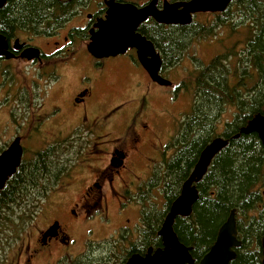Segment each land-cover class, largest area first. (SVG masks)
I'll return each mask as SVG.
<instances>
[{
	"label": "flooded vegetation",
	"instance_id": "1",
	"mask_svg": "<svg viewBox=\"0 0 264 264\" xmlns=\"http://www.w3.org/2000/svg\"><path fill=\"white\" fill-rule=\"evenodd\" d=\"M88 1H85L86 4L76 10L74 16L78 20L84 18V25L66 27L67 23L74 18L72 17L70 21L55 29L51 28L40 36H32L16 29L8 35L0 33L5 37L8 46L7 52L12 56L10 58L0 56V108L3 107L8 111L9 121H14L16 125L14 127L21 128V125H25L30 131L39 122H48L52 127L50 132L52 140L61 142L52 145L53 148H63L68 143L83 140L84 136L81 132L91 134L88 141L96 138L105 139V147L108 146V149L104 152L108 158L104 167L97 166L92 169L89 176L80 175L76 178V174L70 172V166L64 169L62 174L49 177V184L46 185L48 190L44 195L24 201L31 206L30 210L21 209V207L15 209V212L20 213L18 216L13 217L15 222L8 225V230L18 229L19 233L13 234L10 231L9 238L4 241L0 236V264H102L104 261H109V258L105 255L110 248L115 249L117 254H123L119 264H124L133 254L144 255L150 248L148 247L146 252H134L135 240L143 238L142 236L145 235L144 230L146 227L142 223V217L146 210L133 204L130 193L135 190V192H141L142 194L150 180H155L158 176L160 179L156 184L163 191L161 177L164 175V168L176 155L175 147H171L173 141H171V136L166 141L165 134L168 130L166 118L162 117V114L160 116L159 113H152L150 102H164L169 98L172 99L170 95H168V98L166 97L165 91H174L177 94L178 91H185L186 89L183 83L182 85H175L171 81L172 85L166 87L152 81L147 71L140 64L135 49H129L125 54L116 57L94 58L87 50V45L90 42L89 31L94 28L98 19L105 18L107 7L104 0H100L95 5L97 10L93 14L84 13ZM150 1L143 4H134L137 7H143ZM165 1L175 3L189 0H159V9H163ZM11 2H16V0H7L6 4L0 8V12L6 9ZM233 3L234 1L231 5ZM211 15L218 16L222 14L215 13ZM196 16H194V19ZM151 21L152 19H149L143 23L138 32L140 33L142 26L145 27ZM35 38L40 40L38 44L34 42L36 41ZM79 47L86 49L99 70L90 75L87 74L90 71L85 69V72L79 76L73 90L68 93L65 99L63 98L65 94H62L61 104L53 105L51 111L46 114L43 112V105L39 104L38 108L42 109L39 112L36 100L50 95L54 84L59 82L58 71L63 66L71 69L76 66V63L72 62ZM154 47L163 61L160 76L166 78L163 73L165 69L164 53L155 44ZM31 48L39 49V59L29 61L23 57L25 51ZM129 53L131 54V63L116 62L118 58L127 56ZM110 61L118 64L105 66ZM21 64L33 66L35 69L24 74L25 76L11 71L14 66H20ZM110 70L131 71L135 81H133L130 93L124 95L119 104L115 102L114 106H111L112 103L107 102L95 103L97 86L105 73ZM52 80L51 85L48 82ZM169 102L173 101L169 100ZM173 106L175 107V105ZM35 108L38 113L35 116L25 118L22 123L19 119L17 121L16 118H13V110L33 111ZM118 112L120 113L117 115ZM248 122L245 126L248 125ZM67 123H69V126L64 128L63 126ZM172 128L179 132L180 124L177 128L175 125ZM20 130L19 132L16 131L20 133ZM224 131L225 129L222 128V131L215 138L222 137L230 143V141L236 140L234 136L239 134L228 137L224 134ZM17 137L21 138L23 147V142L29 135L20 134L15 138ZM10 145L11 143L3 148L0 155ZM25 150L23 147L22 162L25 160ZM168 150L172 152L174 150V154L169 156L167 154ZM200 183L196 185L197 189ZM77 184H80V189L75 187ZM117 187L122 191L120 194ZM153 188L154 186H151V189ZM151 189L149 190L151 191ZM108 194L116 201L115 218L120 224L110 234V237L113 238L110 246H103V244L97 246L94 244V240V242L89 240L96 234L107 232L106 230L110 227ZM24 202L20 201L19 203ZM0 203L3 202L0 201ZM135 208L138 210L139 219L136 222L137 226H132L130 216H132L131 214L137 215L134 212ZM27 211L30 212L28 214L30 220L22 223L20 214L22 212L27 213ZM41 218L44 220L39 223Z\"/></svg>",
	"mask_w": 264,
	"mask_h": 264
},
{
	"label": "trees",
	"instance_id": "2",
	"mask_svg": "<svg viewBox=\"0 0 264 264\" xmlns=\"http://www.w3.org/2000/svg\"><path fill=\"white\" fill-rule=\"evenodd\" d=\"M85 1L88 0H16L0 12V33L8 35L16 29L32 36L44 35L47 30L70 21L76 10L86 4ZM217 17L218 22L204 29L203 34L216 39L214 31L221 27L227 35L230 33L229 36L235 37L238 34L242 40L225 47V52L215 56L192 76L193 109L181 122L178 135L171 142L176 155L166 165L161 177L167 209L163 212L156 209L144 211L145 235L133 245L135 253L146 252L148 247H162L158 232L168 209L211 140L222 128L228 137L236 135L254 115L264 112V0H235L224 14ZM191 29V25L162 26L152 20L142 26L140 33L163 51L164 67L168 68L179 61L186 42L195 36L190 33ZM228 111L232 121L224 118ZM55 149L50 146L37 153L33 160H24L1 191L0 236L3 241L9 238L10 231L19 233L18 229L8 230V225L15 222L13 217L19 215L15 209H30L31 206L24 201L44 195L49 177L58 176L66 169ZM198 189L199 199L192 215L178 217L174 224L175 233L191 248L196 263L214 244L220 227L232 210H236L238 239L242 246L236 249L237 257L230 264H262L264 146L258 135L241 134L238 139L230 141L228 147L215 157ZM20 216L22 223L26 222L28 212H22ZM107 255L109 261L102 264H119L123 256L113 248Z\"/></svg>",
	"mask_w": 264,
	"mask_h": 264
},
{
	"label": "rangeland",
	"instance_id": "3",
	"mask_svg": "<svg viewBox=\"0 0 264 264\" xmlns=\"http://www.w3.org/2000/svg\"><path fill=\"white\" fill-rule=\"evenodd\" d=\"M100 0H89L88 4L86 5L84 9V13H94L97 9L95 8V5ZM149 0H131V2L134 4H143ZM223 14V13H222ZM221 16V15H219ZM235 18L239 20L238 15H235ZM218 22V17L216 18V15L211 14H198L195 19L193 25H191L192 29L190 33L195 34V36H192L191 39H189L180 55L179 61L172 67L165 68L163 73L167 80L169 79L170 82L173 81L175 85H182L185 87V91H178L177 94H175L174 91H165L166 97L168 98V95L171 96L172 99L169 98V100L173 102H169V100L163 101H151L150 102V111L152 113L156 112L159 113L160 116L162 114V117L164 116L166 118V125H168V130L165 134L166 141H168L169 137L171 136V141L175 139L177 136V133L172 126L175 125L177 128L178 124H181V122L186 118L188 114L191 113L193 109L194 99H195V91L194 88L192 89L193 84V78L192 76L194 73L196 74V71L202 67L207 65L211 60L217 56L220 53L225 52L227 48L234 42L241 41L242 37L238 34H236L235 37L227 35L223 28H216L214 33L216 35V39L212 36L210 37L207 34H203L202 32L204 29H208L210 25L213 23ZM85 21L80 18H73L69 23H67L66 27H73L76 25H84ZM69 29V28H67ZM201 31V32H200ZM198 33H200L198 35ZM35 43H39L40 40L38 38H35ZM237 41V42H238ZM242 45H240V48ZM76 57L73 59V62L69 60L72 63H76V66L71 69L67 66H63L60 71H58V75L60 76L59 82L54 84L50 95L48 97H41L36 100L37 108L38 105L42 104L44 110L43 112L46 114L51 111L52 106L56 104H61V96L64 93L65 95L63 98L65 99L70 93L74 86L77 83V80L79 76L85 72L86 70H89L90 73L87 74H94V72H97L99 69L97 66H95L93 60L90 58L89 54L87 53L86 49L84 47H79L76 53ZM130 53L127 56L120 57L116 60V62L120 63H127L130 62ZM132 62V61H131ZM130 62V63H131ZM111 64H118L113 62H107L105 66H110ZM106 68V67H105ZM35 67L21 64L20 66H14L11 71L16 72V74H21V76H25L24 74H27L28 72L34 71ZM39 70V69H38ZM113 70V69H112ZM90 77V76H89ZM165 78V79H166ZM133 81H135V78H133L131 71H109L105 73L103 78L100 80L99 85L97 86L96 93V101L95 103H101V102H107L111 104V106H114L115 102L117 104L120 103L121 99L124 95H127L130 93L131 86L133 84ZM52 81H49L48 83L52 85ZM172 83V82H171ZM40 92V87H39ZM170 105V106H169ZM175 105V107L173 106ZM39 112H41L40 108ZM38 111L36 110H13V118L18 119L20 122H24V119L27 117L35 116ZM120 112L117 113V115ZM116 114V113H115ZM225 120L232 121V115L231 113L225 112L224 115ZM37 122V121H36ZM172 124V126H171ZM16 126L14 124V121H9V113L6 111L3 107L0 108V152L5 148L8 144L12 143L14 141V138L16 136L28 134L29 137L24 140L23 147L25 150V160L31 161L35 158V155L39 153L40 151L61 143L56 142L52 140L50 132H51V125L47 122H39L38 125L33 126L32 129L29 131V129L25 125H21V128L14 127ZM69 126V123L65 124L63 127L66 128ZM20 130V133L19 132ZM18 132H17V131ZM115 133V132H114ZM112 133V134H114ZM81 134L84 136L83 140L80 141H74L72 143H68L63 148H56L55 154L61 155V158L63 159L66 168L71 166V171L73 172L76 178H78L80 175L87 177L90 175V172L95 167H104L106 164L107 156L104 153L106 149H108V146L105 147V139L103 138H96L95 140L88 141V139L91 138V134H88L86 132H81ZM173 146V143H172ZM171 146V147H172ZM169 156L174 154V150L169 151L167 153ZM167 155V156H168ZM80 164V165H79ZM73 167V168H72ZM64 168V167H62ZM165 169V168H164ZM160 178L159 176L156 178ZM154 180H150V182L146 185L145 191L141 194V192H135L133 190L130 193V199L133 201L134 205H139L140 209L144 210H150V209H156L161 210L158 212H163L167 209L165 205V199H164V192L160 189L159 185L156 184ZM151 186H154L153 189H151ZM76 188H81L80 184L75 185ZM151 189V191L149 190ZM117 191L119 194L122 192L118 187ZM109 200V212L111 217L110 227L107 229V232H102V234H96L91 238L89 241H93L94 244L97 246H100V244H103V246H108L110 243L113 242V238L110 237V234L114 230L116 226H118L120 223H118V220L115 218V212H116V201L113 200L110 195L108 194ZM129 200V203L131 202ZM143 201V204H142ZM125 204V203H124ZM125 207V206H123ZM136 207V206H135ZM138 208V207H137ZM137 208H135L134 212L137 215L131 214V225L137 226L136 222H138L139 213ZM30 210L28 207L21 208ZM28 214H30L29 211H27ZM18 214L20 212H17ZM141 217V216H140ZM30 218H28L26 221H29ZM44 219H39V223L42 222ZM10 221V220H9ZM4 226L5 223H3ZM135 228V227H134ZM137 237V236H135ZM138 238L135 240V243L139 241ZM138 244V243H137ZM135 244V245H137ZM99 256V255H96ZM105 257H108L106 254ZM95 260V259H94Z\"/></svg>",
	"mask_w": 264,
	"mask_h": 264
},
{
	"label": "water",
	"instance_id": "4",
	"mask_svg": "<svg viewBox=\"0 0 264 264\" xmlns=\"http://www.w3.org/2000/svg\"><path fill=\"white\" fill-rule=\"evenodd\" d=\"M235 0H189L169 3L165 1L163 9L158 8L159 0H151L143 7L133 3L104 0L107 7L106 16L98 19L90 33L88 52L96 59H105L125 54L129 49L137 51V58L147 71L152 81L161 86H170L172 83L160 76L163 61L157 53L154 44L138 32L139 27L148 21L154 20L165 26L187 27L193 24L194 16L206 13H224ZM7 0H0V8ZM7 42L0 34V56L12 57L7 52ZM23 57L29 61L40 58V51L31 48L25 51ZM257 134L264 146V114L255 115L248 125L241 128L240 133L234 136ZM229 141L217 137L209 143L200 154L199 161L189 178L184 182L180 195L171 204L164 222L158 232L162 247H150L144 255L133 254L124 264H230L236 259V249L242 243L238 239L235 210L220 227L214 244L208 252L196 263L191 248L183 244L174 231V224L178 217L188 218L192 215L193 207L199 199L196 187L206 176L208 169L226 147ZM23 147L21 138L17 137L9 148L0 155V193L8 180L17 173L22 163ZM264 264V237L262 239Z\"/></svg>",
	"mask_w": 264,
	"mask_h": 264
}]
</instances>
